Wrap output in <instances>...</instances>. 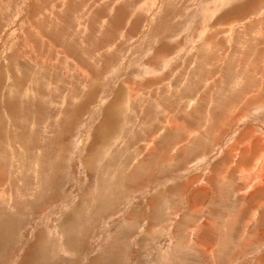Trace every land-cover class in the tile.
<instances>
[{
    "label": "rangeland",
    "instance_id": "374dc122",
    "mask_svg": "<svg viewBox=\"0 0 264 264\" xmlns=\"http://www.w3.org/2000/svg\"><path fill=\"white\" fill-rule=\"evenodd\" d=\"M259 32L264 0H0V264H264Z\"/></svg>",
    "mask_w": 264,
    "mask_h": 264
},
{
    "label": "bare ground",
    "instance_id": "6f19581e",
    "mask_svg": "<svg viewBox=\"0 0 264 264\" xmlns=\"http://www.w3.org/2000/svg\"><path fill=\"white\" fill-rule=\"evenodd\" d=\"M216 1V0H215ZM238 1V0H237ZM221 4V3H220ZM225 4V3H224ZM226 4H227V2H226ZM34 5V4H33ZM211 5H214V4H211ZM240 7V6H239ZM35 9H36V7H34V9H33V12L35 13ZM238 11V10H237ZM232 13V12H231ZM37 14V13H36ZM211 15V14H210ZM227 15V14H226ZM17 19H18V17H17ZM238 19V18H237ZM19 20V19H18ZM19 22V21H18ZM30 23H32V22H30ZM12 24H13V22H12ZM19 24V23H18ZM14 25V24H13ZM210 27V26H209ZM217 32V31H216ZM11 33V32H10ZM230 33V32H229ZM234 33V32H233ZM260 33V32H259ZM11 35H12V33H11ZM233 35V34H232ZM259 36H264V32L263 33H260V34H258ZM261 40H262V38H261ZM6 47V46H5ZM8 47V46H7ZM10 47V46H9ZM47 47V46H46ZM46 51V50H45ZM42 56V55H41ZM263 83V82H262ZM236 89V88H235ZM264 90V89H263ZM260 92V91H259ZM261 95V94H260ZM254 97V96H253ZM251 99H253V98H251ZM263 99V98H262ZM264 142V141H263ZM250 145V144H249ZM259 145H263V144H260V142H259V144L258 145H255V146H253V149L254 148H257V150L255 151V153H252L251 155L249 154V157L247 158V156H246V158H244L243 160H242V162H246L247 160L246 159H248L249 161H253V163H254V165H253V168H252V170H249V172H247L246 170V173H252V174H254V172L256 173L257 171L258 172H260V174H259V176H258V174H254V175H256L257 176V179H259V178H262L263 179V181H264V146L263 147H261L260 148V146ZM250 148H252L251 146H249V149ZM260 149V150H259ZM259 150V151H258ZM252 151V150H251ZM243 155V154H242ZM251 159V160H250ZM245 167V166H244ZM246 168H248V167H246ZM249 169V168H248ZM244 170V169H243ZM241 172H243V171H241ZM245 174V173H244ZM224 177V176H223ZM261 179V180H262ZM254 180V179H253ZM257 182H258V180H257ZM260 182V181H259ZM258 184H260V188H261V186H262V189H264V187H263V183H256V185H258ZM262 184V185H261ZM260 191V190H259Z\"/></svg>",
    "mask_w": 264,
    "mask_h": 264
}]
</instances>
